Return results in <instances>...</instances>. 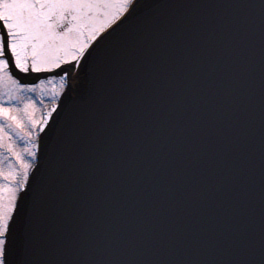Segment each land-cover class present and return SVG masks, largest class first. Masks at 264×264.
<instances>
[{"label": "snow or ice", "instance_id": "1", "mask_svg": "<svg viewBox=\"0 0 264 264\" xmlns=\"http://www.w3.org/2000/svg\"><path fill=\"white\" fill-rule=\"evenodd\" d=\"M171 7L148 0H0V131L26 145L14 152L8 144L17 163L0 170V264H264V206L258 232L243 224L214 233L146 232L150 258H120L106 246L82 257L77 245L103 239L105 226L91 211L70 210L59 175L49 173L53 161L63 167L74 138L90 126L87 114L77 115L65 131L85 80L120 100L129 90L158 92L174 78L181 82L205 57L223 64L229 81L238 78L245 34L222 25L175 28L152 15ZM258 7L264 16V0ZM37 93L50 100L46 111L37 108ZM108 226L120 247L128 243L121 237L136 230ZM205 247L213 253L198 258ZM49 249L56 258H48Z\"/></svg>", "mask_w": 264, "mask_h": 264}, {"label": "water", "instance_id": "2", "mask_svg": "<svg viewBox=\"0 0 264 264\" xmlns=\"http://www.w3.org/2000/svg\"><path fill=\"white\" fill-rule=\"evenodd\" d=\"M150 3H151V1H149ZM163 3H161V4H168L167 3V1H162ZM183 7H185L184 9H188V10H190V11H193V12H195V16L197 17V18H199L200 17V15H201V13H202V11L207 7V5H205L203 2H202V0H186L184 3H183ZM159 9V11L162 13L163 12V10L165 9V8H158ZM168 13V16H170V14H169V12H167ZM152 15H154V16H158V12H156L154 9H153V12H152ZM165 19H166V16H165ZM167 20V19H166ZM206 24H208V23H206ZM209 25H215V24H212V23H210L209 22ZM222 26H223V28H226L228 25L227 24H221ZM254 43L255 44H258V41H254ZM239 56H241L242 58L244 57V53H241L240 51H239V54H238ZM199 64H197V68H200L201 66H198ZM205 66V65H204ZM210 66H212V65H210ZM257 67H259V65L257 66ZM207 69H205V71H206ZM261 70H263L264 71V66H262V68H261ZM191 72V71H190ZM264 73V72H263ZM264 74H262V75H256V77H255V79H261L262 78V76H263ZM251 78H253V76H252V74H251ZM204 85H206V84H204ZM261 89L259 88V92H258V98H264V95H261V91H260ZM180 91L181 92H183L181 89H180ZM204 91V90H203ZM193 97H195L196 99H198V100H202L204 97H203V95H201L200 93H197V91H194V93H193ZM260 100V99H259ZM258 103V104H257ZM256 104L259 106L260 105V103L259 102H257ZM261 104H262V102H261ZM263 104H264V101H263ZM250 116L251 117H256L257 118V120L256 121H258L259 122V124L261 125V127L262 126H264L262 123H264V106L262 107V106H260V109H259V111L258 112H252V113H250ZM256 121H254V122H256ZM251 125V124H250ZM249 125V126H250ZM247 127V128H250V127ZM260 127V128H261ZM255 130H256V128H254ZM263 131H264V127H263V129H262ZM240 135H242V134H240L239 133V136ZM260 138H261V136H260ZM218 141H220L221 143L219 144V147L220 148H218L217 149V154H218V152H220L221 150L223 151V153L224 154H229L230 155V157H234V158H232L233 160H234V162H235V157H241V155H239V153H242V154H244L245 155V157L244 158H246L247 157V155L249 154H246L245 153V151H248L249 150V148L247 147V144H244V146H243V148H242V151H241V148L240 147H236L237 146V142L239 141L236 137H231L230 139H227V137L225 136V134L223 133V135H222V138H218L217 139ZM261 140H263L264 141V136L261 138ZM243 141L244 142H246L247 141V137L244 135V139H243ZM224 146L226 147V148H224ZM260 157L261 158H264V151L261 153V155H260Z\"/></svg>", "mask_w": 264, "mask_h": 264}, {"label": "rangeland", "instance_id": "3", "mask_svg": "<svg viewBox=\"0 0 264 264\" xmlns=\"http://www.w3.org/2000/svg\"><path fill=\"white\" fill-rule=\"evenodd\" d=\"M55 83H59V79L57 78V81H55ZM29 95H33L31 93H29ZM37 96H39V93L34 95V98H36ZM50 103V100L46 97V96H39V102L37 103V108H40L41 105H43L44 110H47V106ZM40 112L37 111L36 113V117L39 118ZM0 123H2V120H0ZM21 135H24V133H21ZM28 137L25 136V141H27ZM13 141H15L13 143ZM8 144H12L13 147V151L14 152H22L23 148L26 146L25 142H22L19 139H16L14 136H5L4 132L0 131V153H3V155H0V170H8L9 168V162L7 154H6V148ZM2 148L3 150H5L4 152H2ZM12 155V154H11ZM11 157H14L13 155ZM12 161V163H17V161H15V158L10 159Z\"/></svg>", "mask_w": 264, "mask_h": 264}]
</instances>
